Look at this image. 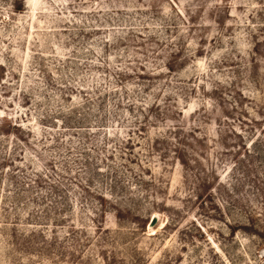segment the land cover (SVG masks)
Returning a JSON list of instances; mask_svg holds the SVG:
<instances>
[{
	"label": "rangeland",
	"instance_id": "374dc122",
	"mask_svg": "<svg viewBox=\"0 0 264 264\" xmlns=\"http://www.w3.org/2000/svg\"><path fill=\"white\" fill-rule=\"evenodd\" d=\"M0 264H264V0H0Z\"/></svg>",
	"mask_w": 264,
	"mask_h": 264
},
{
	"label": "water",
	"instance_id": "95a60500",
	"mask_svg": "<svg viewBox=\"0 0 264 264\" xmlns=\"http://www.w3.org/2000/svg\"><path fill=\"white\" fill-rule=\"evenodd\" d=\"M154 220H156V217L154 218ZM154 222V221H153Z\"/></svg>",
	"mask_w": 264,
	"mask_h": 264
}]
</instances>
